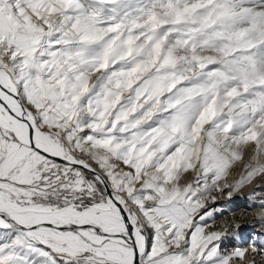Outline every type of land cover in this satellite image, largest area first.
I'll return each instance as SVG.
<instances>
[{
	"label": "snow or ice",
	"instance_id": "snow-or-ice-1",
	"mask_svg": "<svg viewBox=\"0 0 264 264\" xmlns=\"http://www.w3.org/2000/svg\"><path fill=\"white\" fill-rule=\"evenodd\" d=\"M262 192L264 0H0V264H264Z\"/></svg>",
	"mask_w": 264,
	"mask_h": 264
},
{
	"label": "bare ground",
	"instance_id": "bare-ground-1",
	"mask_svg": "<svg viewBox=\"0 0 264 264\" xmlns=\"http://www.w3.org/2000/svg\"><path fill=\"white\" fill-rule=\"evenodd\" d=\"M251 188H252V185H249L243 190V193L246 194ZM261 194L264 195V192H262ZM234 204L236 205V208L238 209L235 210V212L230 215L226 214L225 218H231V216H235L238 219V221L245 226L243 228V231L246 229H251V228L255 232L264 230V222H261L256 219L257 215L261 212V209L258 206L254 205L251 209H247L246 205L248 204V201L240 200L239 198H237L234 201ZM218 223H219V218H218ZM251 225H254V226H251Z\"/></svg>",
	"mask_w": 264,
	"mask_h": 264
},
{
	"label": "rangeland",
	"instance_id": "rangeland-1",
	"mask_svg": "<svg viewBox=\"0 0 264 264\" xmlns=\"http://www.w3.org/2000/svg\"><path fill=\"white\" fill-rule=\"evenodd\" d=\"M241 208V207H240ZM238 208H236L235 210H237ZM244 232H246V233H248V234H252V233H254L255 231L254 230H252V228L251 229H246V230H244ZM257 259H259V257H257Z\"/></svg>",
	"mask_w": 264,
	"mask_h": 264
}]
</instances>
